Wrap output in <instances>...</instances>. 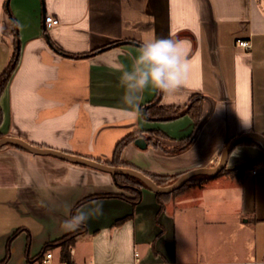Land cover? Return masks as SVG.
Here are the masks:
<instances>
[{
	"label": "crops",
	"instance_id": "obj_1",
	"mask_svg": "<svg viewBox=\"0 0 264 264\" xmlns=\"http://www.w3.org/2000/svg\"><path fill=\"white\" fill-rule=\"evenodd\" d=\"M152 37L187 42L189 76L171 97L146 89L139 111L131 110L121 102L117 65H130ZM17 43L20 63L0 96L4 136L106 163L120 140L139 134L146 147L130 142L122 161L149 175L181 176L217 165L234 137L264 134V0H0V74ZM157 102L181 111L170 120L149 119ZM194 102L202 107L198 124L188 111ZM150 130L164 132L169 149L192 143L167 153L146 138ZM260 144L243 140L228 156V170L256 161L242 177L203 179L163 193L161 203L146 186L133 203L134 192L111 173L4 146L0 264H43L46 244L80 228L71 264H264ZM97 201L101 215L69 223ZM51 251V264H68L60 246Z\"/></svg>",
	"mask_w": 264,
	"mask_h": 264
},
{
	"label": "clouds",
	"instance_id": "obj_2",
	"mask_svg": "<svg viewBox=\"0 0 264 264\" xmlns=\"http://www.w3.org/2000/svg\"><path fill=\"white\" fill-rule=\"evenodd\" d=\"M117 70L123 88L121 102L139 111L146 89L155 88L171 97L185 86L189 76L187 42L170 37L144 39L131 64H118ZM102 212L103 202L97 201L92 208L78 210L69 223L79 225Z\"/></svg>",
	"mask_w": 264,
	"mask_h": 264
},
{
	"label": "trees",
	"instance_id": "obj_3",
	"mask_svg": "<svg viewBox=\"0 0 264 264\" xmlns=\"http://www.w3.org/2000/svg\"><path fill=\"white\" fill-rule=\"evenodd\" d=\"M21 59V46L19 43L16 44L15 50L13 55L11 56L10 60L2 70L0 74V96L5 90V88L8 86L10 83L15 71L17 70L19 63ZM159 102L153 104L152 106L149 107L148 112H147V117L149 119H161V120H170L179 115L180 109L175 108V107H163L159 106ZM190 113H192L193 116L197 117V124L200 122V116L202 113V107L199 104H196L195 102L192 103L188 109ZM3 110L0 106V126L3 122ZM152 134V137H146L149 141H151L157 148H161L163 151L169 153H178L186 148H188L192 140L191 139H184L181 140L180 144L168 148L164 145L163 139H166L167 135L160 131V130H150L149 131ZM4 135L0 131V138L3 137ZM140 135L139 134H130L120 140L114 149L113 157L111 161L106 162L107 164L113 165V166H121V167H130L128 166L124 161H122V154L125 149V147L132 141H135ZM144 136V135H143ZM251 141H255L256 143L260 144L257 140L254 139H249ZM261 145V144H260ZM17 147V146H16ZM20 148V147H18ZM256 164V161H250L247 162L235 169L228 170L226 167L223 168L217 175L220 174H227L232 177H242L243 173L253 167ZM149 175V174H148ZM157 185L159 186H168L172 184L178 177L179 175H168V174H158V175H149ZM216 175H210V174H201L198 176L193 177L191 180H189L187 183L184 184L183 187H181L179 190L174 191L173 193L179 192L183 190L184 188L190 186L192 183H195L197 181L203 180V179H208L211 177H214ZM116 183L121 185L122 187H127L134 192V196L130 197V200L133 203H137L141 197V192L140 189L141 187H144L147 185L141 181L139 178L131 176V175H125V174H116L114 175ZM165 195L163 193H158V199L159 202L161 203V198L162 196ZM89 199V198H88ZM86 201V200H84ZM82 232V228L75 230L74 232L67 234L66 236L57 239L53 242H50L46 244L44 247V253H47L49 250H51L54 246H60L61 247V260L63 262H66L68 264H71L73 262L72 260V255L70 252V248L72 245L75 243V238L77 235H79ZM40 256L39 258H41Z\"/></svg>",
	"mask_w": 264,
	"mask_h": 264
},
{
	"label": "water",
	"instance_id": "obj_4",
	"mask_svg": "<svg viewBox=\"0 0 264 264\" xmlns=\"http://www.w3.org/2000/svg\"><path fill=\"white\" fill-rule=\"evenodd\" d=\"M248 139H256L261 142V144L264 146V134L258 133V132H246L243 133L237 137H234L232 140L228 142V144L225 146L224 150L222 151L219 163L215 166L211 167H204V168H196L190 171H187L183 173L181 176H179L172 184L168 186H159L156 184V182L146 173L133 168V167H121V166H113L98 160H94L91 158L79 156L76 154H71L65 151L56 150L49 147H40L36 146L32 143H29L25 141L22 138L14 137V136H3L0 138V149L7 145H14L17 147H20L22 149L28 150L32 153L40 154V155H51L58 158H61L63 160L89 166L98 170H102L108 173H111L112 175L116 174H125V175H131L134 177L139 178L141 181H143L148 188L155 191L156 193H172L181 187L184 186L185 183H187L189 180H191L193 177L201 175V174H210V175H217L223 168L227 165L228 156L234 149V147L243 140ZM135 144L141 148L146 147V140L143 137H139L135 140Z\"/></svg>",
	"mask_w": 264,
	"mask_h": 264
},
{
	"label": "built area",
	"instance_id": "obj_5",
	"mask_svg": "<svg viewBox=\"0 0 264 264\" xmlns=\"http://www.w3.org/2000/svg\"><path fill=\"white\" fill-rule=\"evenodd\" d=\"M47 22L50 24L54 25L58 23V20L54 18L53 16H47ZM238 45L241 47H244L245 49H250L252 47V43L249 39H238L237 41ZM136 256H139V253H136ZM52 258H53V253L51 250H49L45 258L43 259L42 263L43 264H51L52 263ZM246 264H254L252 262H247Z\"/></svg>",
	"mask_w": 264,
	"mask_h": 264
},
{
	"label": "rangeland",
	"instance_id": "obj_6",
	"mask_svg": "<svg viewBox=\"0 0 264 264\" xmlns=\"http://www.w3.org/2000/svg\"><path fill=\"white\" fill-rule=\"evenodd\" d=\"M235 208H236L235 203H232L231 206L228 208V211H230V213H231V214H228L229 215L228 221L234 222V221L238 220V217H236ZM53 264H59V260L55 259Z\"/></svg>",
	"mask_w": 264,
	"mask_h": 264
}]
</instances>
